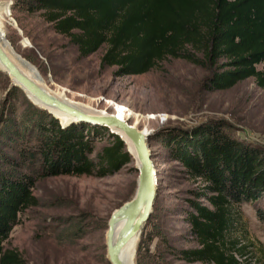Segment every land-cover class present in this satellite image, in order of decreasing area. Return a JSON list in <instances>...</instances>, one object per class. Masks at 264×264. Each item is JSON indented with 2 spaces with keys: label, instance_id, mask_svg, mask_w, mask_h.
Listing matches in <instances>:
<instances>
[{
  "label": "rangeland",
  "instance_id": "1",
  "mask_svg": "<svg viewBox=\"0 0 264 264\" xmlns=\"http://www.w3.org/2000/svg\"><path fill=\"white\" fill-rule=\"evenodd\" d=\"M0 40L9 41L11 50L37 69L47 88L69 102L117 115L151 133L156 203L142 235L125 253L132 264H188L179 252L195 249L198 243L190 233L187 215L191 201L205 192L206 185L172 158L162 133L222 121L230 136L264 151V91L255 79L228 90L210 91L206 83L212 73L179 59L166 60L144 75L117 77L116 67H101L104 48L82 58L70 38L55 32L43 11L31 10L29 0H0ZM257 69L263 70L264 64ZM13 82L0 71V174H33L40 169V161L28 154L36 151L38 122L47 116L39 114L36 109L40 108L32 103L40 105L36 99L13 87ZM112 142L109 133H101L96 153ZM91 158L97 161L95 155ZM25 159L26 168L10 165ZM137 165L132 157L119 172L103 178H38L33 189L38 206L20 214L5 249L18 252L25 264H110L109 223L115 211L136 195ZM260 202L264 209V196ZM236 214L240 226L233 237L246 247L240 261L264 264V223L257 208L246 203L236 208Z\"/></svg>",
  "mask_w": 264,
  "mask_h": 264
},
{
  "label": "trees",
  "instance_id": "2",
  "mask_svg": "<svg viewBox=\"0 0 264 264\" xmlns=\"http://www.w3.org/2000/svg\"><path fill=\"white\" fill-rule=\"evenodd\" d=\"M29 4L32 11L44 12L56 33L70 38L82 58L104 48L101 67H116L117 77L144 75L166 60L179 59L212 73L206 83L210 91L228 90L250 78L264 91V69H257L264 64V0H29ZM36 110L47 116L38 122L37 149L28 154L40 161L37 175L0 174V264H25L18 252L5 249V242L20 214L38 206L33 195L38 178H103L132 161L125 143L109 128L85 123L63 128L48 112ZM56 115L70 119L64 112ZM103 132L113 142L96 153V140ZM162 138L172 158L206 185L205 192L191 201L187 215L198 247L180 251L181 260L245 264L239 257H244L246 247L233 237L240 226L236 208L254 204L264 223V209L259 207L264 196L263 149L230 136L222 121L166 129ZM27 159L10 165L26 168Z\"/></svg>",
  "mask_w": 264,
  "mask_h": 264
},
{
  "label": "water",
  "instance_id": "3",
  "mask_svg": "<svg viewBox=\"0 0 264 264\" xmlns=\"http://www.w3.org/2000/svg\"><path fill=\"white\" fill-rule=\"evenodd\" d=\"M3 38H6V36L4 35ZM0 65L2 66L0 67V71L15 80L12 86L29 92L41 105L32 103L59 120L63 128L83 123L102 126L109 128L112 133L118 135L126 147L127 142L121 133L131 141L135 149L136 157L128 147L127 151L134 157L136 163H138L139 177L137 192L132 201L123 205L112 215L107 233V248L110 264H123L120 258L121 250L133 237L142 234L144 227L151 218L156 203L157 177L152 152L149 147L151 133H144L117 115L101 113L99 110H94V113H87L66 99L51 96L38 83L19 70L5 53L1 45ZM54 111L64 112L69 115L70 119H61ZM117 230H121L122 236L119 240L114 241Z\"/></svg>",
  "mask_w": 264,
  "mask_h": 264
},
{
  "label": "bare ground",
  "instance_id": "4",
  "mask_svg": "<svg viewBox=\"0 0 264 264\" xmlns=\"http://www.w3.org/2000/svg\"><path fill=\"white\" fill-rule=\"evenodd\" d=\"M0 45L3 48V50L5 51V53L9 56V58L13 61V63L19 68V70H21V72L23 74H25L27 77H29L30 79H32L33 81H35L36 83H38L48 94H50L51 96L54 97H58L61 99H66L62 94H59L57 92H54L52 90H50L49 88H47V86L45 85V82L43 81V79L41 78L40 74L38 73L37 69L34 68L30 63H28L27 61L23 60L20 56H18L17 54H15L8 42L4 43L3 41L0 40ZM2 67V66H1ZM13 81L15 82V80L13 79ZM35 99V98H34ZM37 101V100H36ZM34 103V102H33ZM37 103L40 104L39 101H37ZM72 103V102H71ZM35 104V103H34ZM74 104V103H72ZM41 105V104H40ZM79 107V106H77ZM81 110L87 112V113H94L95 111H92L90 109H87L85 107H79ZM54 112H61V111H54ZM103 113V112H101ZM61 118V116H58ZM129 122V121H128ZM131 123V122H130ZM120 133V132H119ZM122 137L126 140L127 142V147H129V149L131 150V152L133 153V155L136 157V153H135V149L131 143V141L123 134L121 133ZM138 164V163H137ZM120 227V226H119ZM142 234H138L135 237H133L130 242L121 250L120 252V258L123 262V264H132L131 260L129 259V257L126 255L125 253V249L138 237L141 236ZM122 236L121 230H117V232L115 233L114 236V241H117L120 239V237Z\"/></svg>",
  "mask_w": 264,
  "mask_h": 264
}]
</instances>
